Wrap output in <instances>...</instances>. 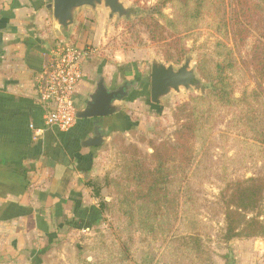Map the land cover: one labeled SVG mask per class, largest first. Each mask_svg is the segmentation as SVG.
<instances>
[{
	"label": "rangeland",
	"instance_id": "1",
	"mask_svg": "<svg viewBox=\"0 0 264 264\" xmlns=\"http://www.w3.org/2000/svg\"><path fill=\"white\" fill-rule=\"evenodd\" d=\"M123 2L132 8L128 16L110 18L105 9L94 12L85 8L71 33L65 34L68 40L80 45L98 47L96 74L104 76L105 67L109 66L119 74L115 86L125 82L141 83L124 103L121 127L106 137L97 153L93 181L99 189V201L115 205L105 210L99 223L91 224L89 229L62 227L43 252L32 255V251L7 250L9 257L0 264H264V237H236L229 241L224 238L225 216L221 199L226 185L240 178L264 174V93L261 94L253 73L242 63L238 64L234 76V96L240 97L247 91L245 100L256 110L254 116L251 110L245 118L241 115L245 103L226 108L214 124L205 146L195 154L188 176L174 178L170 185L172 230L166 234L160 230L146 234L141 232L137 222L129 225L122 218L116 204L115 187H109L105 178L122 175L123 153L131 150L128 146L134 145L143 153L151 154L152 142L173 143L179 125L177 108L209 86L198 71L197 59L202 50L200 45L210 46L215 39L211 30L203 26L185 41L188 52L181 63L186 57L192 60L202 81L200 88L173 92L164 99L162 106L154 104L150 98L152 59L157 57L175 66L181 63L164 59V42H154L142 31V40H139L130 32L128 24H135L158 0ZM262 3L264 7V1ZM164 12L172 16L173 9L167 5ZM135 28L140 30L141 27ZM55 39L57 37L53 38L52 44ZM253 43L254 39L250 38L240 51L235 52L238 60L249 54ZM254 90L261 94L256 99L254 93L251 94ZM186 189L192 195L190 202L195 207V217L202 225L200 240L189 236L191 226L183 216ZM31 257L35 259L34 263Z\"/></svg>",
	"mask_w": 264,
	"mask_h": 264
},
{
	"label": "crops",
	"instance_id": "2",
	"mask_svg": "<svg viewBox=\"0 0 264 264\" xmlns=\"http://www.w3.org/2000/svg\"><path fill=\"white\" fill-rule=\"evenodd\" d=\"M51 8L52 0H0V262L9 257L7 250L39 254L62 227L89 229L101 218L98 189L90 186L100 146L82 145L94 135L93 120L78 118L68 132L52 128L41 136L29 128L43 125L38 74L44 53L54 37H65L55 28ZM97 59L84 64L74 95L77 109L100 76L107 87L120 86L109 66L104 76L96 74ZM122 110L100 120L105 140L121 127Z\"/></svg>",
	"mask_w": 264,
	"mask_h": 264
},
{
	"label": "trees",
	"instance_id": "3",
	"mask_svg": "<svg viewBox=\"0 0 264 264\" xmlns=\"http://www.w3.org/2000/svg\"><path fill=\"white\" fill-rule=\"evenodd\" d=\"M262 1L264 0H158L148 7L145 15H141L135 24H128L130 32L137 39L142 40V31L150 40L164 42V59L176 64L184 60L188 52L185 41L196 34L198 28L207 26L215 37L210 46L206 43L200 45L202 50L197 59L198 71L209 86L202 94L193 95L188 102L177 108L179 125L173 143L152 142L151 154L143 153L134 145L128 146L131 150L123 153L122 175L119 178H105L109 187H115L116 204L122 212V218L129 225L137 222L142 233L155 234L160 230L162 234H166L172 230L173 200L170 185L174 178L188 176L195 154L205 146L206 139L223 111L245 103L246 107L242 108L241 115L245 118L251 110L254 116L256 110L245 100L247 91L240 97L234 96V76L238 64L242 63L253 73L261 94L264 93ZM167 5L173 9L172 16L164 12ZM137 25L141 27L140 30L135 28ZM250 38L254 39V43L249 54L238 60L235 52L240 51ZM256 91L251 93H254L255 99L261 95ZM259 104L261 107V101ZM90 186L98 189L94 181H91ZM95 193L98 196L99 189ZM185 194L183 216L191 226L189 236L200 240L202 225L195 217L190 191L186 189ZM221 201L226 241L236 237H264V174L228 183ZM114 205L100 201V215L103 216L105 210ZM253 212L255 214L249 216Z\"/></svg>",
	"mask_w": 264,
	"mask_h": 264
},
{
	"label": "water",
	"instance_id": "4",
	"mask_svg": "<svg viewBox=\"0 0 264 264\" xmlns=\"http://www.w3.org/2000/svg\"><path fill=\"white\" fill-rule=\"evenodd\" d=\"M96 12L99 8L109 12V17L115 15L128 16L131 12L123 0H52V13L54 25L57 30L69 34L77 21L79 13L85 9ZM202 84L197 69L192 66V60L186 57L179 66L166 63L154 57L151 63L150 98L152 103L162 105L164 99L173 92L180 93L182 89L192 90L200 88ZM129 96L128 83L113 89L106 86L104 78L100 76L96 88L89 95L83 108L78 109L79 119L93 120L94 135L85 139V147L101 146L104 144L105 135L100 126V120L108 115L123 109V100Z\"/></svg>",
	"mask_w": 264,
	"mask_h": 264
},
{
	"label": "built area",
	"instance_id": "5",
	"mask_svg": "<svg viewBox=\"0 0 264 264\" xmlns=\"http://www.w3.org/2000/svg\"><path fill=\"white\" fill-rule=\"evenodd\" d=\"M55 40L45 51L38 74L43 125H29L36 136H41L47 129L68 132L74 127L78 119L74 95L84 76V64L99 54L95 45H80L65 37Z\"/></svg>",
	"mask_w": 264,
	"mask_h": 264
},
{
	"label": "flooded vegetation",
	"instance_id": "6",
	"mask_svg": "<svg viewBox=\"0 0 264 264\" xmlns=\"http://www.w3.org/2000/svg\"><path fill=\"white\" fill-rule=\"evenodd\" d=\"M139 85H140L139 82H137V83H133V84H129V85H128V88H129L130 90H132L134 87H137V86H139Z\"/></svg>",
	"mask_w": 264,
	"mask_h": 264
}]
</instances>
